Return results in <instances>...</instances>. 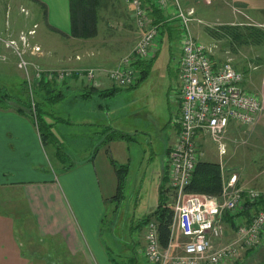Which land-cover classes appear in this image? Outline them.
I'll return each mask as SVG.
<instances>
[{
    "label": "rangeland",
    "instance_id": "1",
    "mask_svg": "<svg viewBox=\"0 0 264 264\" xmlns=\"http://www.w3.org/2000/svg\"><path fill=\"white\" fill-rule=\"evenodd\" d=\"M23 1L22 7L24 8L21 10L19 5L13 3V0H0V99L4 94L10 95L13 100L26 98L25 87L27 86L25 84L27 81L25 69L18 66L20 57L30 63L27 66L29 71L35 66L40 69H46L41 68L44 66H49L51 69L67 66L57 59V53H47L39 61L36 57L28 56L26 51L29 47L23 44L20 37L18 38L20 32L29 41L37 37L44 45H52L57 36L49 33L41 18L37 16L33 18L31 14L25 13L28 2ZM99 1H101L98 8L99 16L103 21L108 18L107 15H110L103 8L104 1L108 0ZM185 2L193 8L189 21L192 36L208 45L212 54L219 50L224 54L223 60L228 59L232 62L236 59L245 67L256 63L260 65L258 70L264 71V45H235L238 49L235 54L226 40L212 39L214 41L210 43L211 38L203 31L205 25L213 27L220 23L230 22L255 23L259 21L258 19L263 22L264 13L258 16L253 12L249 16H243V12H237V9L227 0H216L213 4L197 0H185ZM128 8L132 13V7L128 6ZM234 10L237 13L236 17L232 18L233 21L227 20V16L232 17L230 11ZM124 17V25L121 29L126 30L125 36L129 37L136 29V25L133 22L134 18H130L129 14H123L122 18L118 16L121 20ZM258 26L264 28V24ZM29 30L34 31L29 33ZM178 46L177 38L163 36L156 46V54L149 59L148 72L134 87H118L114 94L109 96H101L95 92L87 100H76L73 97L76 91L72 88L65 92L63 99L54 104L46 100L42 106L43 118L46 123L51 124L47 130L56 138L53 142L48 136L46 143L39 145L41 165L42 170L46 167L47 173H52V175L60 172L57 166L63 163L66 166L72 165L73 162H77V158L90 155L94 147L103 139L101 133L103 125L130 135L129 140L108 142L113 145L111 154L116 156L117 160H114L116 164H127L123 196L119 201L112 200L108 203L107 213L100 227L101 245L107 257L110 260L113 257L115 264H128V262L132 264L131 256L139 259L140 264L143 263L136 251L137 246L144 243L145 224L142 223L156 208L157 190L159 185L164 183L162 158L166 146L173 139V130L171 126L167 127V123L169 124L170 118L175 113V106H178V102H174L175 99L172 97L178 86L175 62L172 59ZM83 47L87 48L86 45ZM118 47L123 48L124 44L114 46V50ZM35 54L40 53L35 52ZM139 63L137 67L141 71ZM88 68L97 67L89 66ZM30 78L32 79V76ZM39 83L34 84L33 99L45 88L38 85ZM64 83L67 84L69 81L66 80ZM48 84L53 85L54 82H48ZM110 85L117 87L112 83ZM26 89L28 95L31 96L28 88ZM83 92V88L80 87L79 93ZM0 102L3 101L0 100ZM99 104H103L100 113L97 112ZM35 128H37L36 125ZM224 144L225 153L219 156L215 145L206 137L202 142L200 141L199 158L211 161L220 160L223 179L233 173L236 175L237 185L241 188L264 191V129L255 128L253 124L231 121ZM59 147H62L61 153ZM31 152L39 161L40 157L36 152L33 149ZM226 231L229 233V228ZM263 243L264 237L255 248L249 249L257 253L254 255V260L256 257L258 260L261 254L264 255ZM54 246L57 248L59 243L48 240L47 247H45L48 252H52L49 247ZM54 256L69 258L67 253H62L60 249L59 254L54 253ZM243 256L241 254L237 260Z\"/></svg>",
    "mask_w": 264,
    "mask_h": 264
},
{
    "label": "crops",
    "instance_id": "2",
    "mask_svg": "<svg viewBox=\"0 0 264 264\" xmlns=\"http://www.w3.org/2000/svg\"><path fill=\"white\" fill-rule=\"evenodd\" d=\"M26 1L28 6L25 13L31 14L33 18L36 16L41 18L49 33L57 36L52 45H44L37 37L33 41L31 39L29 41L26 37L29 43L26 52L29 57H36L38 61L45 54L52 52L57 53V59L65 63L66 67L86 69L94 66L105 71L114 67L118 60L133 48L140 34V30L133 27V34L126 37V30L121 29L125 20V17L123 20L120 19L122 15L129 14L130 18L133 17L130 13L131 9L129 12V5L124 0L104 1L103 8L111 17L107 15L108 18L103 21L99 16L98 8L101 1L98 0L97 34L86 39L70 34L71 0ZM143 1L147 4L150 2V0ZM227 1L231 2L237 12L242 11L243 16H249L253 12L258 16L264 13V0ZM23 2V0H13V3L19 5L21 10L24 8ZM182 2L188 5L185 0ZM172 10L168 0L166 8L160 12L163 20L167 21L168 25L174 26ZM230 13L232 17L227 16V20L233 21L232 18H235L237 13L235 10ZM258 20L251 24H264V20L263 22L261 19ZM20 35L21 32L18 38ZM163 36L173 38L169 30L158 28L157 44ZM212 41L214 40L211 39L210 43ZM121 43L124 47L114 50V46ZM84 45L87 48H84ZM32 46H39L40 50L33 51ZM179 48L180 46L172 57L175 64L180 54ZM233 51L238 52L237 47H234ZM35 52L40 54L36 55ZM155 54L156 51L152 56ZM223 55L219 50L212 54L217 61L223 60ZM231 63L242 72L243 86L249 85L244 87L258 94L261 109L252 124L255 128L264 129V71L260 72L258 70L260 65L256 63L246 67L236 59H233ZM41 68L51 69L49 66ZM67 81H69L67 84L63 82L61 85H50L60 93L61 97L58 100L63 99L65 92L72 88L76 91L73 94L76 100H87L95 92L106 96L103 92L111 88V83L102 72L97 74L93 81L87 82L85 78L77 77ZM80 87L84 90L81 94ZM42 90L43 92L38 95L39 101L48 100L52 93ZM10 104L8 108L0 106V264H113L101 245L100 237L101 222L107 213V205L117 191V175L110 162V160H117L116 156L111 154L113 153L112 143L101 145L102 139L90 155L86 152L87 156L77 158V162H73L70 166L64 163L57 166L60 172L52 175L47 173L46 167L42 170L39 149L42 142L37 128L28 117L18 113L12 107L13 103ZM102 107L103 104L98 105V113L101 112ZM96 123L102 125L100 122ZM103 126L101 133L104 137L108 126ZM168 126L170 124L167 123ZM171 128L174 135L175 129L172 126ZM97 147L99 148L96 149ZM32 149L40 157L39 161L34 158ZM48 240L59 243L61 248L49 247L52 252H48L46 250ZM142 246L143 243L138 245L136 251L142 264H146L141 252ZM59 249L62 253L66 252L69 258H56L54 253L59 254ZM245 251L239 255L240 257L243 254V258L224 264H264V255L261 254L258 260L255 256L254 260V255L257 253L249 249ZM133 257L134 264H140L135 256H131L130 259Z\"/></svg>",
    "mask_w": 264,
    "mask_h": 264
},
{
    "label": "built area",
    "instance_id": "3",
    "mask_svg": "<svg viewBox=\"0 0 264 264\" xmlns=\"http://www.w3.org/2000/svg\"><path fill=\"white\" fill-rule=\"evenodd\" d=\"M150 1L154 7L163 10L168 0ZM197 1L209 4L216 0ZM124 2L132 7L140 34L133 48L114 67L103 71L101 68L40 69L35 66L29 71L27 66L30 63L23 57L19 58L18 66L25 69L32 107L35 82L61 85L74 77L85 78L88 82L101 72L117 87H131L138 82L140 70L137 63L155 53L158 24L153 22L149 3L143 0ZM170 3L180 46L175 64L178 86L172 95L178 106L169 121L175 131L162 158L167 197L163 205L170 211L171 219L165 247L159 244L156 221L151 219L145 223L141 252L146 264H224L236 260L246 249L255 248L264 237V204L252 210L247 217L239 214L245 199L264 202V191L241 188L233 173L223 179L220 160L217 162L222 189L218 197L190 193L184 188L191 179L196 161L200 159V141L209 138L217 154L222 156L229 123H254L261 109L260 98L255 91L242 87L243 74L233 67L231 61H217L211 48L192 36L189 21L193 8L183 5L180 0H170ZM20 38L25 46H29L22 33ZM32 49L40 50L39 46H32ZM225 213L231 221L225 220ZM228 228L229 233L226 231Z\"/></svg>",
    "mask_w": 264,
    "mask_h": 264
},
{
    "label": "trees",
    "instance_id": "4",
    "mask_svg": "<svg viewBox=\"0 0 264 264\" xmlns=\"http://www.w3.org/2000/svg\"><path fill=\"white\" fill-rule=\"evenodd\" d=\"M149 1V0H148ZM98 0H71V17L72 25L70 34L75 37L80 38H92L97 34V22H98ZM149 7L151 9L150 14L153 19L154 24H158V28H165L169 30V33L172 34L173 38H177L176 29L172 25H168L167 21L163 20L161 15V10L157 9L152 5V2H149ZM203 31L211 38L215 40L223 39L226 40L232 50H234L235 45H264V28L251 23H220L215 26L205 25ZM237 46H235L236 48ZM150 59V58H149ZM149 59L143 60L139 63L141 68L140 77L138 82L144 78L148 69L150 67ZM137 82V83H138ZM137 83L131 87L137 85ZM26 85V84H25ZM38 85L45 87L44 91L52 93L48 97V101L51 103L56 102L61 96L59 92H56V89L50 87L48 82H40ZM27 87H25L26 98L24 99H11L10 95H2L3 102H0V106L3 108H8L13 103L12 107L20 114L28 117L36 126L39 133L42 144L46 143L48 136L50 140H53L56 137L47 130L51 124L45 122L43 118V108L45 104L44 101H39L38 95L34 99V107L31 105V98L27 93ZM118 87H111L103 92V95L109 96L114 94ZM29 96V97H28ZM58 97V98H57ZM44 130L46 132H44ZM130 135L123 133L116 129L108 127V130L104 132V137L101 145H106L109 141L112 140H129ZM59 152L61 153V148L59 147ZM97 147L96 149H98ZM65 152V151H64ZM63 152V153H64ZM61 158V154H59ZM112 165L115 168L117 175V191L116 194L111 198V200L119 201L123 196V187L124 180L127 174V164H116L113 160H110ZM70 166V165H68ZM163 185H160L158 189V198L156 203V208L150 215H148L143 220V225L153 219L157 224V235L159 244L162 247H165L168 241V225L171 219L170 211L164 207L166 201V177L163 170ZM222 180H221V170L219 163L217 161L203 160L198 159L194 165L191 179L189 183L185 186V191L190 193H200L206 194L214 197H218L222 189ZM264 202L261 201H249L245 199L242 202V209L239 212L241 216H249L252 210H255L259 205H263ZM224 218L226 221H231V218H228V215L225 213ZM134 257L131 258L132 264H134ZM113 264H115L113 257L111 258ZM124 264V263H121Z\"/></svg>",
    "mask_w": 264,
    "mask_h": 264
}]
</instances>
